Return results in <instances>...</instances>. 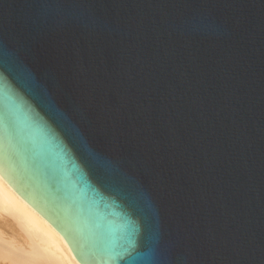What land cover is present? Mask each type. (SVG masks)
<instances>
[{"label": "water", "instance_id": "obj_1", "mask_svg": "<svg viewBox=\"0 0 264 264\" xmlns=\"http://www.w3.org/2000/svg\"><path fill=\"white\" fill-rule=\"evenodd\" d=\"M0 175L80 264H264V0H0Z\"/></svg>", "mask_w": 264, "mask_h": 264}, {"label": "bare ground", "instance_id": "obj_2", "mask_svg": "<svg viewBox=\"0 0 264 264\" xmlns=\"http://www.w3.org/2000/svg\"><path fill=\"white\" fill-rule=\"evenodd\" d=\"M0 264H80L59 232L1 175Z\"/></svg>", "mask_w": 264, "mask_h": 264}, {"label": "snow or ice", "instance_id": "obj_3", "mask_svg": "<svg viewBox=\"0 0 264 264\" xmlns=\"http://www.w3.org/2000/svg\"><path fill=\"white\" fill-rule=\"evenodd\" d=\"M135 259V258H134Z\"/></svg>", "mask_w": 264, "mask_h": 264}]
</instances>
